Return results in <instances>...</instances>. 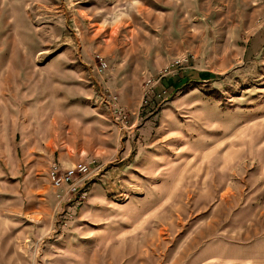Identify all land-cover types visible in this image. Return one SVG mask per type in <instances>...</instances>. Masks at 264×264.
<instances>
[{
	"label": "rangeland",
	"instance_id": "obj_1",
	"mask_svg": "<svg viewBox=\"0 0 264 264\" xmlns=\"http://www.w3.org/2000/svg\"><path fill=\"white\" fill-rule=\"evenodd\" d=\"M0 264H264V0H0Z\"/></svg>",
	"mask_w": 264,
	"mask_h": 264
},
{
	"label": "built area",
	"instance_id": "obj_2",
	"mask_svg": "<svg viewBox=\"0 0 264 264\" xmlns=\"http://www.w3.org/2000/svg\"><path fill=\"white\" fill-rule=\"evenodd\" d=\"M99 65L101 69L107 67L102 58H99ZM117 110L121 113L120 108ZM92 164L93 161H81L73 166L61 168L60 165L54 162L49 166L47 172L49 183L53 188L63 190L65 195L73 193L77 187L84 185L85 180L92 172L98 170L99 167L95 165L92 168Z\"/></svg>",
	"mask_w": 264,
	"mask_h": 264
}]
</instances>
